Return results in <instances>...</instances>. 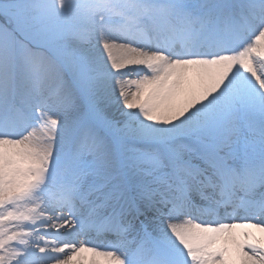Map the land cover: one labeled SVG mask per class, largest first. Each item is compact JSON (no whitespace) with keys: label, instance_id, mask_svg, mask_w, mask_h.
Wrapping results in <instances>:
<instances>
[{"label":"snow or ice","instance_id":"1","mask_svg":"<svg viewBox=\"0 0 264 264\" xmlns=\"http://www.w3.org/2000/svg\"><path fill=\"white\" fill-rule=\"evenodd\" d=\"M0 264H264V0H0Z\"/></svg>","mask_w":264,"mask_h":264}]
</instances>
